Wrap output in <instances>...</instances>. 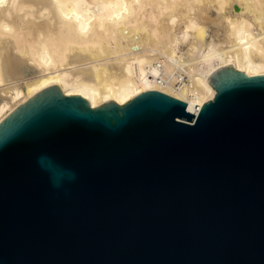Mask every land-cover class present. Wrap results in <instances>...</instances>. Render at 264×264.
<instances>
[{"label": "water", "instance_id": "water-1", "mask_svg": "<svg viewBox=\"0 0 264 264\" xmlns=\"http://www.w3.org/2000/svg\"><path fill=\"white\" fill-rule=\"evenodd\" d=\"M207 81L195 118L157 91L91 108L57 85L6 116L0 264H264V75Z\"/></svg>", "mask_w": 264, "mask_h": 264}, {"label": "bare ground", "instance_id": "bare-ground-1", "mask_svg": "<svg viewBox=\"0 0 264 264\" xmlns=\"http://www.w3.org/2000/svg\"><path fill=\"white\" fill-rule=\"evenodd\" d=\"M230 64L264 75V0H0V122L53 85L91 108L157 91L195 118Z\"/></svg>", "mask_w": 264, "mask_h": 264}, {"label": "clouds", "instance_id": "clouds-1", "mask_svg": "<svg viewBox=\"0 0 264 264\" xmlns=\"http://www.w3.org/2000/svg\"><path fill=\"white\" fill-rule=\"evenodd\" d=\"M45 159H46L45 157H40V158H38V162L43 164ZM61 174L66 175L69 182L74 181L76 178L75 173L72 172L71 170H61ZM55 186L60 187L61 185L58 183Z\"/></svg>", "mask_w": 264, "mask_h": 264}]
</instances>
